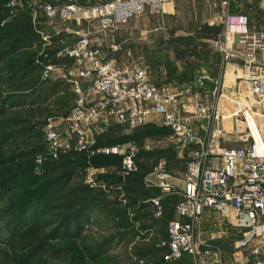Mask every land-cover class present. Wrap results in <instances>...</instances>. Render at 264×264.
Listing matches in <instances>:
<instances>
[{
    "label": "built area",
    "instance_id": "obj_1",
    "mask_svg": "<svg viewBox=\"0 0 264 264\" xmlns=\"http://www.w3.org/2000/svg\"><path fill=\"white\" fill-rule=\"evenodd\" d=\"M168 1L7 0L13 11H30L33 21L42 17L47 28L57 29L55 35L61 32L71 35L64 39L58 51L63 59L42 65V72L58 73L59 78L69 84L74 99L67 115L48 117L44 121L46 148L45 152L35 155L34 161L42 164L57 160L61 153L69 151L89 157L97 154L118 156L120 164L116 176L120 182L113 185L121 186L125 178L136 171L140 153L151 150L154 145L135 140L98 144L99 135L112 123L118 124L123 134L128 135L149 122L152 115H158L180 145L178 154L184 148L189 153L183 185L176 184L164 166L165 161H159L157 179L152 182L159 194L146 199L148 211L160 218L164 210L162 200L176 196L174 216L167 221L165 235L155 244L164 249L163 260L169 263L189 254L199 256L201 262L223 264L222 251L216 244L223 235L204 229L201 223L205 210L210 209L219 216L216 222L221 232L229 229L228 224L239 229L240 236L234 248L238 254L246 251V255L235 257V261L264 264V132L257 126L253 128L248 121V117L254 115L252 101L264 102V27H251L246 14L227 12L221 15L223 40L220 49L226 57L242 61L246 69L243 75L246 93L252 100L232 97L230 102L234 108L224 114L221 105L210 107L192 99L193 113L182 114L173 105L182 102L183 90L175 91L168 85L151 82L146 67L118 66L103 55L110 33L136 14L162 13ZM219 5L224 9L227 0H220ZM72 21L79 27L73 28ZM39 34L43 47L52 41L51 33L40 31ZM119 48L118 44L110 45L112 51ZM238 114L245 124L238 141L245 144L229 146L220 120ZM195 119L202 121L207 129L205 134L194 126ZM94 170L93 166L88 168L86 185L100 190L111 187L98 178ZM144 233L145 229L140 230L135 238Z\"/></svg>",
    "mask_w": 264,
    "mask_h": 264
},
{
    "label": "rangeland",
    "instance_id": "obj_2",
    "mask_svg": "<svg viewBox=\"0 0 264 264\" xmlns=\"http://www.w3.org/2000/svg\"><path fill=\"white\" fill-rule=\"evenodd\" d=\"M219 3L220 0H180L173 3L171 12L164 11L163 7L160 14H136L107 36L103 48L104 58L112 60L118 66L146 67L151 82L168 85L174 89L176 84L192 79L196 67L205 66L217 70L224 62L233 61L220 49V42L223 40V13L246 14L251 27H264V0H227L228 5L224 9ZM154 28L156 29L153 31ZM50 33L52 41L35 49L33 54L19 55L11 61H0V139L5 138L0 140V264H5V256L8 253L26 255L24 264H94L89 258V252H97V264H145L144 254L139 250L156 244L157 230L148 228L144 238H131L127 235V229L131 227L120 223V213L126 215L129 223L134 220L140 223L141 219L134 213L135 197L126 190L125 185H113L120 164L118 159L95 161L92 156H87L80 162L82 168H75L62 186L60 176L55 174L53 168L43 167V163L36 164L34 159L33 162L32 159H22L21 153L26 151L23 138H9L6 136L8 131L1 128L6 123H12L10 131L17 130L12 121L14 112H21L23 109L21 104L15 103L14 96L17 94L9 82L14 69L34 64L57 63L63 59L61 54L58 55L62 45L53 44L55 32ZM177 36H200L196 54L177 57L168 46L169 40ZM112 44L120 45V50H110ZM58 75H47L41 71L40 80L46 86L58 84ZM45 85L37 83L32 90L33 94H30L32 96L26 101L35 98ZM56 100L60 102V112L56 116L62 117L71 107L72 95L68 92L59 99L56 96ZM192 103L188 101L187 109L184 110L181 108L185 104L184 101L173 107L179 109L182 114H192ZM260 104L264 108V102ZM254 112L264 114V109H256ZM135 131L137 132L134 133ZM132 133L133 138H137L135 141H146L154 145L151 150L141 152L137 159L136 171L142 170L141 183L150 188L157 187L152 183L157 179L156 166L159 161H165V168L172 178L177 179L178 185L182 186L189 153L184 148L180 155L178 154L180 145L162 125L161 117L155 118L151 124L147 122L133 129ZM124 135L121 127L112 123L98 138L102 142H118ZM64 154L66 153L60 154L56 163L61 161ZM90 166L94 167L96 176L111 187L105 190L89 188L85 183V174ZM84 187L90 191L85 192L89 196L84 197L87 208L83 209L76 201L74 203V200L78 199L80 189ZM83 211L84 217L80 218V212L82 214ZM212 214L210 217L213 222H208L203 228L218 231L223 235V238L216 242L223 254V264H240L235 261V257L246 255V251L238 254L234 248V242L240 236L239 229L226 223L221 227L224 228L228 224L229 229L221 232L222 229H217L219 226L216 222L219 216L217 213ZM115 215L118 218L113 221L110 217ZM32 223L43 226L47 234L45 246L41 250L36 247L12 250L10 243ZM100 247L101 249L96 251ZM86 248L89 251H86ZM184 256L192 264H215L201 262L199 256Z\"/></svg>",
    "mask_w": 264,
    "mask_h": 264
},
{
    "label": "trees",
    "instance_id": "obj_3",
    "mask_svg": "<svg viewBox=\"0 0 264 264\" xmlns=\"http://www.w3.org/2000/svg\"><path fill=\"white\" fill-rule=\"evenodd\" d=\"M31 15L30 11L26 9L14 10L7 5V0H0V61L12 60L13 57H18L19 55L33 54L35 49L41 48V38L38 32L34 31L30 25ZM21 27V28H19ZM62 33L57 36V39L62 38ZM64 37V36H63ZM200 37V36H199ZM199 37L191 36H177L172 37L169 40V48L172 49L173 53L177 57H188L196 54L199 44ZM43 66L41 64H34L27 67H22L17 70L14 69L12 76L9 79L11 87L13 88L15 94H17V99L15 97V103L21 104L23 108L21 112H14V128L17 130L10 131L12 123H6L1 128L7 130V137L9 138H23V143L26 146V151L21 153L22 159H28L33 162L35 155L45 152L46 143L43 139L42 126L44 121L48 117H53L55 114L60 112L58 100L55 101V97L58 99L65 94H58V92L65 89V85L69 86L67 82L65 84H55L46 86L44 82H41V71ZM45 85L44 89L40 91L35 98L30 101L27 98L31 97L33 94L32 90L36 84ZM32 92V93H31ZM65 92V91H63ZM11 122V121H10ZM132 135V136H131ZM134 133L124 135V140H137L133 138ZM5 136V137H6ZM5 138L0 139L1 141ZM121 141H124V140ZM117 142V141H114ZM114 142H102L98 138V144H110ZM119 142V141H118ZM143 153V152H142ZM87 155L81 152L69 151L64 154L59 163L56 160H47L43 164V167H51L54 169L55 174L58 173L60 176V185H64L67 179L73 174L75 168H82L80 162L86 159ZM60 158V157H59ZM91 158L95 161H102L104 159H118V156L113 155H101L97 154ZM140 171L137 170L131 173L125 178L122 185H125L127 191L135 197L136 199H148L152 196L158 195L159 190L157 187H147L141 183ZM61 174V175H60ZM120 182V180L115 176V183ZM81 194L74 200L77 202L78 206L87 208V204L84 197H88L85 192H89L90 189L85 187L80 189ZM131 196V198H132ZM176 201V196L171 195L162 200L163 202V215L160 218H155L152 213L147 212L144 217L138 215V219L129 223L126 220V215L120 213L121 224L131 227L127 229V235L131 238H135L136 234L142 229H148L155 227L157 232L155 239L161 238L165 235V227L167 221L174 216V202ZM86 213V212H85ZM110 215V214H109ZM80 218L84 217V211L80 215ZM113 221L117 219V215L110 217ZM126 232V231H125ZM129 232V233H128ZM126 235V236H127ZM145 233L142 234L144 238ZM47 238V234L44 232L43 226L39 223H32L28 227L24 228L17 236V238L10 243L11 249L15 251L25 250L28 247H36V249H42L45 246L44 240ZM132 240V239H131ZM87 249V248H86ZM101 249L98 248L96 251ZM86 251H89L88 249ZM144 254L146 260L145 264H192L188 258L184 255L172 262H165L162 258L164 249L156 247V245H150V247H144L139 250ZM89 258L91 262L97 264V252H89ZM27 260V256L23 254H6L5 264H24ZM144 260V261H145ZM78 264V263H76Z\"/></svg>",
    "mask_w": 264,
    "mask_h": 264
},
{
    "label": "crops",
    "instance_id": "obj_4",
    "mask_svg": "<svg viewBox=\"0 0 264 264\" xmlns=\"http://www.w3.org/2000/svg\"><path fill=\"white\" fill-rule=\"evenodd\" d=\"M51 1L56 2V3H61L64 0H51ZM175 1H180V0H169L167 3H165L164 11L166 10V12H171L170 10H172V6ZM30 25L32 29L38 33L40 31L50 33V32H55V30H57V29L54 30V29L47 28V26L44 24L42 17H39L38 20L36 21H33V18L31 17ZM70 25L73 28L79 27L76 21L70 22ZM61 33L63 34L62 38L57 39V36L60 35ZM61 33L55 35L53 39V42H54L53 44L59 43L60 45L63 46L64 39L67 36L69 37L71 36L64 32H61ZM42 43L43 41L41 42V46H42ZM232 60L233 61L224 62L217 70L213 68H206L205 66L196 67V69L194 70L195 75L192 79L176 84L177 87L175 89L172 88L173 90H183L184 91L181 97L182 101L185 102V104H183L181 107L182 110L187 109L186 104L188 103V101H191L192 99L193 100L197 99L201 103L206 104L210 107L214 105H221L224 110L223 113L228 114L234 108V106L230 102V99L232 97H238L240 99H243L244 101L252 100V98L248 96V93H246L247 84L243 78V75L246 72L245 66L242 64V61L240 60H236V59H232ZM58 82H60L58 84H65V82L60 79ZM215 89L216 91H214ZM63 91L58 92V94H66L70 92L72 95V100L70 103L72 105V102L74 99V93L71 91L68 85L67 86L65 85V89ZM261 105L262 104L260 103L255 104V101H252V111L256 109H259V110L264 109L263 107H261ZM256 113L257 112H254L253 119L255 121L257 129L260 132H264V114H261V113L256 114ZM57 114H55V116ZM158 117H159L158 115H152V117L149 119V124H151V122L155 118H158ZM193 124L197 128V130H199L202 134H205L207 132V129H205V126L202 124V121L195 119ZM220 124L225 130L226 140H228V142H226L227 145L241 146L245 144L243 142L238 141V139H236L237 136H239L242 132L245 131V124H244V121L241 115L238 114V115H232L229 117H225L220 120ZM136 132L137 131H135L134 133ZM234 136H236V138H233ZM173 180L176 184H179L175 177L173 178ZM134 201H135L134 208H136L134 213H136L137 217L138 215L140 217H144V215H146L147 212H149L146 200L141 199V198L140 199L134 198ZM140 203H143V204L140 205ZM212 213L214 212L211 211L210 209L205 210V214L204 216H202V222H201L202 226L208 225V222L210 223L213 222L212 217H210V215H213ZM152 228H155V227H152Z\"/></svg>",
    "mask_w": 264,
    "mask_h": 264
},
{
    "label": "bare ground",
    "instance_id": "obj_5",
    "mask_svg": "<svg viewBox=\"0 0 264 264\" xmlns=\"http://www.w3.org/2000/svg\"><path fill=\"white\" fill-rule=\"evenodd\" d=\"M248 121L250 122V124L252 125V127L255 128L256 124H255V121H254V119H253L252 116H249L248 117Z\"/></svg>",
    "mask_w": 264,
    "mask_h": 264
},
{
    "label": "water",
    "instance_id": "obj_6",
    "mask_svg": "<svg viewBox=\"0 0 264 264\" xmlns=\"http://www.w3.org/2000/svg\"><path fill=\"white\" fill-rule=\"evenodd\" d=\"M103 1V0H102ZM93 2V1H90V3Z\"/></svg>",
    "mask_w": 264,
    "mask_h": 264
}]
</instances>
